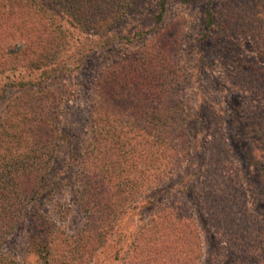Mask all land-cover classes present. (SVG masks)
<instances>
[{
  "label": "rangeland",
  "instance_id": "obj_1",
  "mask_svg": "<svg viewBox=\"0 0 264 264\" xmlns=\"http://www.w3.org/2000/svg\"><path fill=\"white\" fill-rule=\"evenodd\" d=\"M159 2L163 5L162 15L156 19ZM207 8L213 19L208 28L204 20ZM259 15L264 16V0H136L115 23L113 39L106 47H99L96 38L81 33L77 47L71 46L70 39L47 58L48 62L35 67L21 60L10 63L0 55L3 187L13 186V165L19 161L28 163L32 158L29 151L34 145L23 133L22 115L45 111L60 135L51 152H39L32 165L40 175L35 185L38 194L23 202L26 212H21L0 242L1 258L5 253L22 264H43L50 255L64 253L65 247L73 254L69 251L61 255V264H141L140 248L151 228L150 214L163 204L173 208V215L185 213L197 219L202 254L195 264H233L238 256L248 254V246L255 240L264 239V35L254 30L264 28V18L257 19ZM3 20L0 12V48L11 41L12 32ZM141 44L162 51L163 62L159 63L164 67L163 88L159 94L163 98L157 104L170 112L181 111L185 119L182 126L188 134L184 150L193 153V162L200 154L205 164L199 172L170 183L163 191L156 190L154 202L142 201L147 196L144 186L142 191L139 188V194L132 195L124 185L127 193L115 196L123 208L106 216V226L98 227L102 235H97L96 242L85 241L84 236L91 231L86 230L89 222L82 214V193L77 183L85 174L80 161L85 163L79 157L85 150L86 114L94 83L103 71L133 63ZM56 64L66 70L39 75ZM128 93L132 96V92ZM27 103V113H22L19 109ZM130 103L128 99L120 107L129 109ZM149 106L150 102L140 104L146 110L151 109ZM183 119L177 118V122L182 124ZM223 147L227 156L220 152ZM229 162L233 168L225 166ZM112 167L113 174L131 171L120 161ZM116 180L115 175L110 180L113 187ZM23 186L25 181L19 184ZM118 196L126 200L120 203ZM41 222L46 234H37L31 240L34 227ZM162 233L164 240L172 237L170 229ZM77 234L78 247L75 243L79 240L70 243ZM42 240L48 242V255L39 246Z\"/></svg>",
  "mask_w": 264,
  "mask_h": 264
},
{
  "label": "trees",
  "instance_id": "obj_2",
  "mask_svg": "<svg viewBox=\"0 0 264 264\" xmlns=\"http://www.w3.org/2000/svg\"><path fill=\"white\" fill-rule=\"evenodd\" d=\"M135 1L0 0V12L3 13V21L7 24L6 29L12 31L11 41L0 48V55L2 57L5 55L10 63L21 60L26 65L35 67L47 58L49 60V57H53L59 47L65 45L70 39L71 46L77 47L81 33L87 37L96 38L99 47H106L113 39L115 23L119 22L131 9ZM157 6L159 10L155 16L156 19H160L163 5L159 2ZM263 18V15L257 16L259 20ZM204 20L205 27L208 28L213 20L208 8L205 11ZM254 30L257 34L264 35V28L254 27ZM250 35L253 36L254 31H251ZM257 50H259L258 46ZM133 60V63L126 62L119 66L115 64L117 67L103 71L94 83L92 103L86 114L88 127L84 140V154L83 157L76 156L74 159L76 162V158L79 157L85 163L83 165L80 161L81 170L85 174L77 183L80 184L82 193L80 196L82 214L87 219V223L89 222L86 230L91 231L84 236L85 241L94 239L96 242L97 235L98 237L102 235L98 227L106 226L104 221L106 216L112 215L118 208H123L122 204L117 203L115 196L127 193L124 185L128 186L127 190L132 191V195L139 194V188L142 191L144 186L147 196L142 198V201L154 202L156 190L163 191L170 183L176 184L181 178L191 176L190 173L199 172L205 164L204 159L199 158L200 154L193 162L191 158L193 153L190 155L187 150H184L186 148L184 140L188 134L182 126L185 124V119L182 118L181 111L180 113L177 110L170 112L171 110L168 111L157 104L163 98L162 94H159L163 88L160 85L164 67L159 63L163 62L162 51L147 48L146 45L141 44L140 51L134 55ZM2 64L3 61H0V66H3ZM60 70L66 69L56 64L48 67L46 71H41L39 75ZM129 91L132 92V96L128 93ZM128 99L131 101L128 105L129 109L124 110L120 104L126 103ZM146 102H150V110L140 107L141 103ZM27 106L28 103L19 110L27 113ZM7 113L8 111L5 112ZM28 114L22 115L25 123L23 133L27 136V142L34 145V148L29 151L32 158L28 163L19 161L13 165L14 170L11 171L13 181H10L12 187H3V162L0 163V242L15 226L21 212H26L23 202H28L38 194L35 185L40 175L36 173L32 165L37 161L39 152L49 154L60 136L54 130L45 111L28 112ZM177 118L183 119V123L179 124ZM220 152L226 156L228 154L226 148ZM184 154L187 155L186 159ZM69 157L73 159L72 155ZM1 159L3 154H0ZM189 159L191 163L188 165ZM5 160L11 162L9 157ZM119 161L121 165L131 167L129 175L113 174L112 166L119 165ZM222 161L220 162L224 165ZM183 162L186 164L183 165ZM181 166H184V170L180 171ZM225 166L234 167L231 162ZM114 175L117 178L113 184L116 188L110 184ZM22 181H25L23 188L19 187ZM118 199L120 203L126 200L121 196H118ZM146 206L148 207L147 203ZM172 211V207L163 204L160 210L150 214L151 228L146 232L143 247L140 248L141 264H195V260L201 257L202 242L199 238L200 228L197 219L185 213L173 215ZM154 216H157V219H154ZM43 225L44 222H41L34 227L35 234L30 236L31 240H34L37 234H46L47 229ZM164 229H170L171 238L169 235V239H163L162 230ZM74 238H70L71 244L80 239L78 234ZM43 242V240L40 241L39 246L43 247L48 255V242ZM79 243L80 240L75 243L77 247ZM248 247H250L248 254L238 256L233 264L264 263V239L255 240ZM80 248L81 251L86 249L84 243ZM69 251L64 247V253L61 255ZM70 253L73 254L71 251ZM61 255L58 257L50 255L43 264H61ZM258 258L262 260L259 261ZM2 263L22 264L5 253H3V259L0 256V264ZM71 263L72 261H68L66 264Z\"/></svg>",
  "mask_w": 264,
  "mask_h": 264
}]
</instances>
